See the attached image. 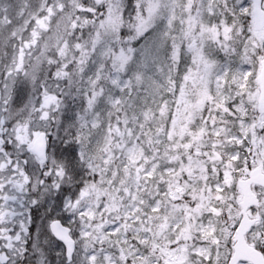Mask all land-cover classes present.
Listing matches in <instances>:
<instances>
[{
    "label": "snow or ice",
    "instance_id": "obj_1",
    "mask_svg": "<svg viewBox=\"0 0 264 264\" xmlns=\"http://www.w3.org/2000/svg\"><path fill=\"white\" fill-rule=\"evenodd\" d=\"M0 264H264V0H0Z\"/></svg>",
    "mask_w": 264,
    "mask_h": 264
}]
</instances>
